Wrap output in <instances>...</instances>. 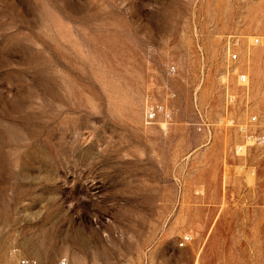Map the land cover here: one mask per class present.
Listing matches in <instances>:
<instances>
[{
  "label": "rangeland",
  "instance_id": "1",
  "mask_svg": "<svg viewBox=\"0 0 264 264\" xmlns=\"http://www.w3.org/2000/svg\"><path fill=\"white\" fill-rule=\"evenodd\" d=\"M260 35L264 0H0V264H264Z\"/></svg>",
  "mask_w": 264,
  "mask_h": 264
},
{
  "label": "built area",
  "instance_id": "2",
  "mask_svg": "<svg viewBox=\"0 0 264 264\" xmlns=\"http://www.w3.org/2000/svg\"><path fill=\"white\" fill-rule=\"evenodd\" d=\"M253 44H256V45H264V35H260V36H254L253 37ZM231 48L228 47L227 48V53L229 55V59L230 60H236L238 59V53L235 51V50H230ZM247 78L246 77V74L245 73H239L238 74V80L240 83H246L247 82ZM155 114H156V111L153 107H151L148 112H147V115H146V119L151 121L154 119L155 117ZM184 241H187V238H185ZM181 245H183V242H181ZM11 254L12 255H16V251H11ZM14 264H36V261L32 258H29V257H24V256H20V257H17L16 261Z\"/></svg>",
  "mask_w": 264,
  "mask_h": 264
}]
</instances>
